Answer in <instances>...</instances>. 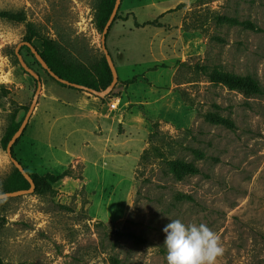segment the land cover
Masks as SVG:
<instances>
[{"label": "rangeland", "instance_id": "obj_1", "mask_svg": "<svg viewBox=\"0 0 264 264\" xmlns=\"http://www.w3.org/2000/svg\"><path fill=\"white\" fill-rule=\"evenodd\" d=\"M98 2L0 0L25 16L0 18V139L36 89L15 46L49 39L94 67ZM117 13L105 44L118 80L104 98L59 85L19 48L42 87L14 157L27 173L69 175L51 193L0 200V264H167L162 229L175 219L219 235L217 264H264V95L212 78L223 70L264 88V0H121ZM172 160L197 170L176 176ZM12 169L0 145V192Z\"/></svg>", "mask_w": 264, "mask_h": 264}, {"label": "trees", "instance_id": "obj_2", "mask_svg": "<svg viewBox=\"0 0 264 264\" xmlns=\"http://www.w3.org/2000/svg\"><path fill=\"white\" fill-rule=\"evenodd\" d=\"M114 1L115 0H99L97 4L95 21H96L97 28L100 31H102L104 24L106 23L111 13L112 7L114 5ZM180 6L181 4H178L175 8L168 9L162 12L161 14L158 15V18L162 17L166 13L173 12ZM0 18L8 22H11V23H20L24 21L25 16L22 11L12 12V11H7V10H0ZM118 18L120 17L118 13L116 12L113 21ZM121 19L126 20L127 17L124 16ZM229 21L231 24H240L248 29L254 28L253 25L249 21H238L234 18H229ZM133 25L135 27H142L145 25H157V18L154 20L146 21L142 23H138L137 21L134 20ZM24 41H28L32 44L31 35L30 34L26 35L24 38ZM25 48L29 50L28 47H25ZM36 49L38 53L40 54V56L42 57V59L44 60V62L46 63V65L48 66V68H50L51 71H53L55 74H57L59 77L63 79H66L73 83L84 85L89 88H93L95 90H99V89L103 90L111 82L112 76H111L110 70L108 68V65H107V62L104 56L100 59V61L94 67L87 68L82 64L64 60L59 49L49 39H42L40 43V49L38 48ZM212 74H213V77H212L213 80H218L222 82L223 84L227 85L229 89L239 90L246 94L264 95V88L261 87L259 82L256 79L252 78L251 76L236 75L230 72H225L223 70H213ZM49 77L55 82H57L51 76ZM134 81L135 79L134 77H132L131 79L124 81V83L131 84ZM57 83L65 87V85L59 82ZM70 88H73V87H70ZM22 119L18 121L15 119L14 115L11 116L10 120L8 121L4 129L3 135L0 139V145L2 149L5 150L7 142L12 137V135L15 133V131L18 129ZM219 122L229 124L228 121H226L225 119H219ZM15 143L13 144V146L15 145ZM13 146H12L11 152L14 157ZM169 166H170V170L176 176H180V174L184 171L194 173L197 170L192 164H189L183 161H178V160L169 161ZM23 168L25 169L24 166ZM29 175L32 178L34 185H35L33 193L41 195L45 193H51L53 191V184L57 182L58 180L62 179L63 177L69 175V172L68 170H64L59 174H53V173H48V172L44 174H38V173L33 172V173H29ZM28 186H29L28 182L24 179L21 173L13 166V169L6 176V178L3 180L1 184V192L13 191L17 189H26L28 188ZM126 235L134 238L135 240L139 239V237H137L135 234L131 232L126 233Z\"/></svg>", "mask_w": 264, "mask_h": 264}, {"label": "water", "instance_id": "obj_3", "mask_svg": "<svg viewBox=\"0 0 264 264\" xmlns=\"http://www.w3.org/2000/svg\"><path fill=\"white\" fill-rule=\"evenodd\" d=\"M120 2H121V0H115L114 1V5L112 7L111 13H110L106 23L104 24V27H103L101 33H100L101 50L103 52L104 58L107 62L108 68H109L111 76H112L111 82L103 90L98 91V90H95L93 88H89V87H86V86L81 85V84L73 83V82H70L66 79L59 77L57 74H55L53 71H51L50 68H48V66L46 65V63L44 62V60L42 59V57L38 53L37 49L30 42L21 41L15 46L14 53L16 55L18 63L20 64L21 68L35 80L36 89L34 91L31 103L29 104V107H28L18 129L15 131V133L12 135V137L9 139V141L6 144L5 152L7 154V157L9 158L10 162L12 163V165L21 173V175L24 177V179L28 182L29 186L26 189H17V190H13V191L0 192V200L5 199V198H9V197H17V196H22L25 194H31L34 192V186H35L32 178L29 175V173H27L26 170L21 165V163L15 157H13L12 152H11L13 144L16 142V140L19 138V136L24 131L25 126L27 125L28 120H29L30 116L32 115V112L35 108V105L37 103V99H38V96H39V93H40L41 87H42L39 75L35 71H33V69H31L27 65V63L23 60L21 54L19 53V48L22 46L28 47L29 51L31 52L33 57L37 60L39 65L48 73L49 76H51L57 82L65 85V86H68V87H73L76 89L86 91L90 94L96 95L97 97L104 98L106 95H108L110 93V91L112 90V88L114 87V85L116 84V82L118 80L117 71H116V68L113 64L111 56L108 53L105 41H106V34H107V32L110 28V25L114 19V16L118 10Z\"/></svg>", "mask_w": 264, "mask_h": 264}, {"label": "clouds", "instance_id": "obj_4", "mask_svg": "<svg viewBox=\"0 0 264 264\" xmlns=\"http://www.w3.org/2000/svg\"><path fill=\"white\" fill-rule=\"evenodd\" d=\"M162 232L167 264H217L225 251L219 235L203 223L170 220Z\"/></svg>", "mask_w": 264, "mask_h": 264}, {"label": "built area", "instance_id": "obj_5", "mask_svg": "<svg viewBox=\"0 0 264 264\" xmlns=\"http://www.w3.org/2000/svg\"><path fill=\"white\" fill-rule=\"evenodd\" d=\"M110 109H114L116 107V101L115 100H110V103H108Z\"/></svg>", "mask_w": 264, "mask_h": 264}]
</instances>
